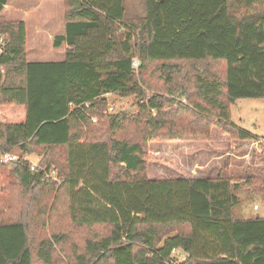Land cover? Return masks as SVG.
<instances>
[{
	"label": "trees",
	"instance_id": "16d2710c",
	"mask_svg": "<svg viewBox=\"0 0 264 264\" xmlns=\"http://www.w3.org/2000/svg\"><path fill=\"white\" fill-rule=\"evenodd\" d=\"M64 3L62 62H29L25 23L0 22V157H22L0 162V264H264L238 182L147 173L150 142L262 145L231 108L264 99V0H145L138 21L123 0ZM109 95L137 113H106Z\"/></svg>",
	"mask_w": 264,
	"mask_h": 264
},
{
	"label": "rangeland",
	"instance_id": "374dc122",
	"mask_svg": "<svg viewBox=\"0 0 264 264\" xmlns=\"http://www.w3.org/2000/svg\"><path fill=\"white\" fill-rule=\"evenodd\" d=\"M55 1L58 5V0ZM123 1L127 21H138L145 17V0ZM34 2L38 3L39 0L27 1L28 5ZM25 3L26 0H9L11 8L7 13L0 15V22H20V13L18 15L11 9H22ZM41 48L42 50H36L32 49L31 44L29 48L27 46V60L31 63L36 62L34 57L39 53L45 54L42 58L47 62H52L54 54L50 50L49 43L45 41L41 44ZM107 100L106 113L109 114L120 112L135 114L141 104L135 97L122 98L110 95L107 96ZM154 116L155 112H153ZM231 118L243 130L259 139H264V99L237 101L232 105ZM254 148L255 146H249L246 142L231 140L215 130L209 142H150L147 148V173L153 179L215 177L218 174L230 177L241 186L237 192L240 205L235 209V215L240 219L264 218V193L259 189L254 191L244 184V179L249 175L264 178V141L262 145H257L256 152ZM14 154L20 155L19 151H15ZM30 158L32 163L38 165L39 157L30 156ZM255 206H258L257 210L254 209ZM175 255L178 262H184L187 258L184 251H179Z\"/></svg>",
	"mask_w": 264,
	"mask_h": 264
},
{
	"label": "crops",
	"instance_id": "0c3cea01",
	"mask_svg": "<svg viewBox=\"0 0 264 264\" xmlns=\"http://www.w3.org/2000/svg\"><path fill=\"white\" fill-rule=\"evenodd\" d=\"M27 1L22 9L15 8L11 10H14L18 15L20 13L19 20L26 24L28 48L31 44L32 49L42 50L41 44L46 41L54 54L52 62L64 61L66 51L71 48L66 44H63L60 48H54V39L65 35L64 0H58V5L55 0H39L38 3L34 2L31 5H28ZM9 8L11 6L8 0V4L0 15L7 13ZM44 56L45 54H35L34 59L37 61L32 63L47 62L45 58H42Z\"/></svg>",
	"mask_w": 264,
	"mask_h": 264
},
{
	"label": "built area",
	"instance_id": "2783aa9c",
	"mask_svg": "<svg viewBox=\"0 0 264 264\" xmlns=\"http://www.w3.org/2000/svg\"><path fill=\"white\" fill-rule=\"evenodd\" d=\"M2 46H3V41L0 42V54H1ZM133 65H134L135 68H137V69L139 68V62L137 60L134 61ZM21 159H22V157L20 155H16L14 153H4L0 157V162H2V163L18 162ZM23 159L24 160H30L31 161V158L29 156H25V157H23ZM36 167H37V164L32 163L31 170L34 171L36 169ZM51 178H54L55 179V175L53 174L51 176ZM254 209L257 210L258 209V206H255ZM176 253H177V251H173V254L174 255ZM171 263H174L173 260H172ZM174 264H176V263H174Z\"/></svg>",
	"mask_w": 264,
	"mask_h": 264
}]
</instances>
